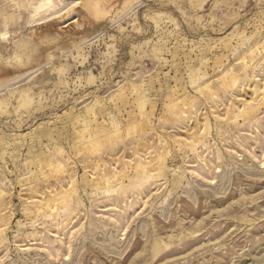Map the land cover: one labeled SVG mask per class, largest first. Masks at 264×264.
Returning a JSON list of instances; mask_svg holds the SVG:
<instances>
[{
  "label": "rangeland",
  "instance_id": "rangeland-1",
  "mask_svg": "<svg viewBox=\"0 0 264 264\" xmlns=\"http://www.w3.org/2000/svg\"><path fill=\"white\" fill-rule=\"evenodd\" d=\"M40 1L0 0V264H264V0Z\"/></svg>",
  "mask_w": 264,
  "mask_h": 264
},
{
  "label": "bare ground",
  "instance_id": "bare-ground-1",
  "mask_svg": "<svg viewBox=\"0 0 264 264\" xmlns=\"http://www.w3.org/2000/svg\"><path fill=\"white\" fill-rule=\"evenodd\" d=\"M88 1V0H87ZM54 6V0H41L38 4H36V5H33V9H34V11H35V15H40V14H43V13H47L48 11H50L51 9H52V7ZM7 20V19H6ZM5 25H8L7 23H4ZM0 37H2V38H6V37H8V31L7 30H4L3 32H1L0 31ZM198 68V67H197ZM190 74H192V70H190ZM191 83H193V84H196L197 83V80L192 76V81H191ZM259 88L260 89H263L264 88V82H262L261 84H260V86H259ZM3 93H1L0 94V97H2L3 95H2ZM144 94V93H143ZM24 97V96H23ZM142 97H144L143 95H142ZM141 97V100H143V101H145L146 102V100H145V97H144V99ZM27 98H29L28 96H27ZM146 98H147V96H146ZM24 99V98H23ZM2 101V100H1ZM25 101H26V99H25ZM249 101V100H248ZM5 102V101H4ZM143 104V103H142ZM241 110V109H240ZM110 119H112V118H110ZM115 123V122H114ZM148 160V159H147ZM152 173V172H151ZM149 174H150V171H149ZM148 175V174H147ZM65 189V188H64ZM38 202H40V199L38 200ZM45 203V202H44ZM44 205V204H43ZM46 209V208H45ZM155 251V250H154Z\"/></svg>",
  "mask_w": 264,
  "mask_h": 264
}]
</instances>
